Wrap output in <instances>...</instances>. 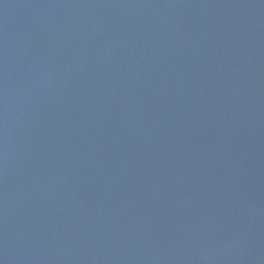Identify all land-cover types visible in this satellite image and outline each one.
Here are the masks:
<instances>
[{
    "label": "water",
    "instance_id": "water-1",
    "mask_svg": "<svg viewBox=\"0 0 264 264\" xmlns=\"http://www.w3.org/2000/svg\"><path fill=\"white\" fill-rule=\"evenodd\" d=\"M0 264H264V0H0Z\"/></svg>",
    "mask_w": 264,
    "mask_h": 264
}]
</instances>
